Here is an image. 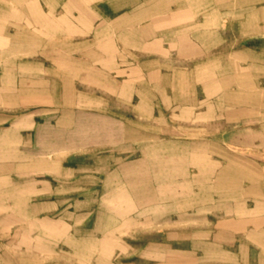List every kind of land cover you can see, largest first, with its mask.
Listing matches in <instances>:
<instances>
[{
  "label": "rangeland",
  "instance_id": "obj_1",
  "mask_svg": "<svg viewBox=\"0 0 264 264\" xmlns=\"http://www.w3.org/2000/svg\"><path fill=\"white\" fill-rule=\"evenodd\" d=\"M0 264H264V0H0Z\"/></svg>",
  "mask_w": 264,
  "mask_h": 264
}]
</instances>
